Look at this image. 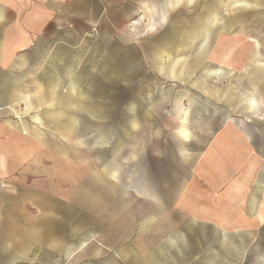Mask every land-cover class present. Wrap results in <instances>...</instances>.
<instances>
[{"label": "rangeland", "instance_id": "rangeland-1", "mask_svg": "<svg viewBox=\"0 0 264 264\" xmlns=\"http://www.w3.org/2000/svg\"><path fill=\"white\" fill-rule=\"evenodd\" d=\"M87 3L95 21L40 22L13 56L0 39V118L38 144L29 174L0 183V264H264V224L221 230L159 197L204 125L264 138V0ZM250 186L247 215L264 220V158Z\"/></svg>", "mask_w": 264, "mask_h": 264}, {"label": "crops", "instance_id": "crops-1", "mask_svg": "<svg viewBox=\"0 0 264 264\" xmlns=\"http://www.w3.org/2000/svg\"><path fill=\"white\" fill-rule=\"evenodd\" d=\"M50 1L52 3L45 4L47 0H0V10L3 11H0V39L6 41V51L2 55L13 56V50L25 49L30 36L39 37L40 22L59 23L61 18L67 17L65 22L69 26L76 19L92 23L101 13L100 9L95 13L91 11L88 0ZM49 7L66 9V12L55 14L53 9L49 12ZM30 25L33 29H30ZM21 46L24 49H20ZM219 118L225 122L212 129L210 126L205 128V125L203 129H198L202 135L209 137L201 148L187 150L189 156L186 159L177 150L181 162L191 161L189 174L175 195L164 198L158 190L157 195H161L159 197L163 201H169L168 212L192 216L199 222L215 225L221 230L261 226L264 220L247 215L245 201L250 185L259 175L264 158V138L257 129L248 130L230 117ZM219 118L214 115L211 121L214 124ZM30 144L32 149L38 148L32 137L13 126L11 119L0 118V183H4L5 187L17 174H29ZM39 166L38 163L33 165L37 169Z\"/></svg>", "mask_w": 264, "mask_h": 264}, {"label": "bare ground", "instance_id": "bare-ground-1", "mask_svg": "<svg viewBox=\"0 0 264 264\" xmlns=\"http://www.w3.org/2000/svg\"><path fill=\"white\" fill-rule=\"evenodd\" d=\"M232 49L233 48H231L229 51H228V56H230L232 53H231V51H232ZM256 92H257V90H256ZM256 92H255V94H256ZM254 94V96L253 97H251L250 99H249V105L253 108V106H254V104H255V102H256V95ZM178 131H179V135L181 136V137H183V138H187L188 137V129L186 130V129H184V128H179L178 129Z\"/></svg>", "mask_w": 264, "mask_h": 264}, {"label": "water", "instance_id": "water-1", "mask_svg": "<svg viewBox=\"0 0 264 264\" xmlns=\"http://www.w3.org/2000/svg\"><path fill=\"white\" fill-rule=\"evenodd\" d=\"M136 168H137V170H139V174L143 175V168H142L140 163H138V166Z\"/></svg>", "mask_w": 264, "mask_h": 264}]
</instances>
